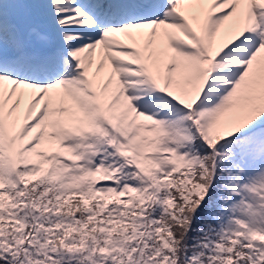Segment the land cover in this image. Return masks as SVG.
I'll return each instance as SVG.
<instances>
[{"label": "snow or ice", "instance_id": "1", "mask_svg": "<svg viewBox=\"0 0 264 264\" xmlns=\"http://www.w3.org/2000/svg\"><path fill=\"white\" fill-rule=\"evenodd\" d=\"M0 264H264V0H0Z\"/></svg>", "mask_w": 264, "mask_h": 264}]
</instances>
